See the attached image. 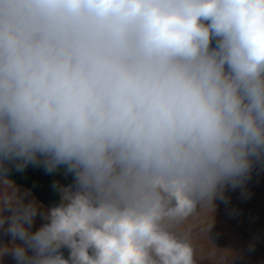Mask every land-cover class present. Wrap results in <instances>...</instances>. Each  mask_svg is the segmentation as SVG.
<instances>
[{
	"label": "clouds",
	"instance_id": "clouds-1",
	"mask_svg": "<svg viewBox=\"0 0 264 264\" xmlns=\"http://www.w3.org/2000/svg\"><path fill=\"white\" fill-rule=\"evenodd\" d=\"M262 156L264 0H0V257L196 264L169 225ZM29 163L73 175L57 206L10 179Z\"/></svg>",
	"mask_w": 264,
	"mask_h": 264
},
{
	"label": "crops",
	"instance_id": "crops-1",
	"mask_svg": "<svg viewBox=\"0 0 264 264\" xmlns=\"http://www.w3.org/2000/svg\"><path fill=\"white\" fill-rule=\"evenodd\" d=\"M73 183L72 174L69 180L59 177V185ZM15 185L21 191L28 190ZM28 191L27 200L35 199L43 205L41 211H46L48 207ZM224 196V200L214 201L212 210L198 206L197 212L183 222L171 223L170 231L180 236L188 234L196 264H264V156L253 158L252 168L243 184L235 189L226 187ZM44 223L46 221L38 214L31 231H37ZM4 228H0V246L10 245L12 241ZM16 243L22 242L17 240ZM60 251L67 259L68 249ZM0 264H16V261L7 254L0 257Z\"/></svg>",
	"mask_w": 264,
	"mask_h": 264
},
{
	"label": "trees",
	"instance_id": "trees-1",
	"mask_svg": "<svg viewBox=\"0 0 264 264\" xmlns=\"http://www.w3.org/2000/svg\"><path fill=\"white\" fill-rule=\"evenodd\" d=\"M215 45L216 42L212 41L211 46L215 47ZM60 176L65 180L70 178V173H66L63 165L59 167L58 171L48 173L43 164L29 163L23 171H16L13 164L9 173V177L14 183L30 190L48 208L60 203L59 192L53 186L55 182L59 184Z\"/></svg>",
	"mask_w": 264,
	"mask_h": 264
}]
</instances>
